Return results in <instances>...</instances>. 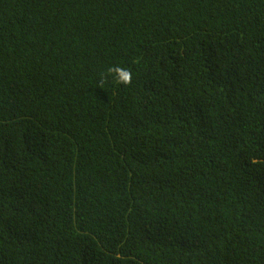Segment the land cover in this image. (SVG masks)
Segmentation results:
<instances>
[{"label":"trees","instance_id":"1","mask_svg":"<svg viewBox=\"0 0 264 264\" xmlns=\"http://www.w3.org/2000/svg\"><path fill=\"white\" fill-rule=\"evenodd\" d=\"M0 264H264V0H0Z\"/></svg>","mask_w":264,"mask_h":264},{"label":"clouds","instance_id":"2","mask_svg":"<svg viewBox=\"0 0 264 264\" xmlns=\"http://www.w3.org/2000/svg\"><path fill=\"white\" fill-rule=\"evenodd\" d=\"M109 79L116 84L127 86L132 82V72L129 68L121 65H110L101 77V84L106 83Z\"/></svg>","mask_w":264,"mask_h":264}]
</instances>
